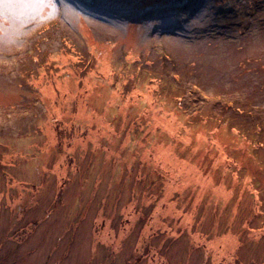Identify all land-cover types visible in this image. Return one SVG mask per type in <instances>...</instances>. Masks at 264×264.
<instances>
[{"label": "rangeland", "instance_id": "374dc122", "mask_svg": "<svg viewBox=\"0 0 264 264\" xmlns=\"http://www.w3.org/2000/svg\"><path fill=\"white\" fill-rule=\"evenodd\" d=\"M102 1L0 0V264H264V0Z\"/></svg>", "mask_w": 264, "mask_h": 264}, {"label": "trees", "instance_id": "16d2710c", "mask_svg": "<svg viewBox=\"0 0 264 264\" xmlns=\"http://www.w3.org/2000/svg\"><path fill=\"white\" fill-rule=\"evenodd\" d=\"M95 1L98 2V6L100 5V3L103 4V3H102V2H103L102 0H95ZM106 2H107V4H109V0H107ZM104 10H105V9H104Z\"/></svg>", "mask_w": 264, "mask_h": 264}]
</instances>
